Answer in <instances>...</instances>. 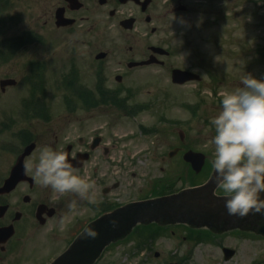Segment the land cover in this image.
I'll list each match as a JSON object with an SVG mask.
<instances>
[{"label":"flooded vegetation","instance_id":"1","mask_svg":"<svg viewBox=\"0 0 264 264\" xmlns=\"http://www.w3.org/2000/svg\"><path fill=\"white\" fill-rule=\"evenodd\" d=\"M43 1L49 2L46 19L43 21L44 28H46L41 33L43 35L39 33L38 29L32 28L28 29L21 37L22 41L26 42L5 44L2 41L0 43V63H5L4 65L17 61L15 57L18 56V51L23 47H28L31 44L44 47L43 58L39 56L40 54L35 53L32 58L22 61V68L19 70L20 75L13 77L5 74L0 77V82L6 79L11 80L10 83L4 84L3 88L0 86V97L12 90H22L17 98L15 96L8 98L5 101L6 106L0 107V189L3 188L5 180L11 175L14 168H16L17 176H20L19 182L12 189L0 190V231L6 229L7 232H13L4 246L5 250L0 244V260L4 254L14 251L10 248L15 249L18 245L27 243L42 230L46 231L44 233L46 239L53 242L60 240V243L63 244L62 248H64L86 223L97 218L100 214L131 201L161 196L163 189L168 187L169 189L173 187L174 191L179 189H175L178 176L170 180L154 175L148 184L149 187L145 185L134 188L137 191L136 197H128L127 200L122 201L123 197L129 195L124 190L125 195L122 198H115L113 192L120 187L121 182L113 181L111 174L118 171L119 168L111 171L107 163L116 154L117 144L115 143L117 142L111 124L106 121L101 122L98 118L99 115H113L115 112L127 116L132 110L133 113H139L148 109L155 102L152 98L145 101L150 105L136 104V108L131 109L130 89H126L128 88L126 85L127 72L149 68L150 66L160 68L164 66L162 61H159L160 64L156 62L151 65H138L155 54L151 48L159 47V45H146L145 47L149 52L148 57L143 58L146 56L143 54L136 59L130 57L125 59L119 56L115 58L111 48L106 47L105 50L99 48V22L97 21L99 8L106 9L108 18H115L120 15L117 24L122 31H135L137 24L143 22L149 26L150 35H153L158 31V28L153 26L154 12L157 10L156 0H129L124 3L119 0ZM175 3L178 6L168 10L167 14L174 12V10H186L180 1L167 4L169 6ZM127 4H132L134 9L127 14L121 13L119 7ZM76 6L79 8L75 9ZM127 19L133 20L132 23H126L132 26L129 30L121 26V22ZM57 39L58 42H54ZM7 45H9L8 48ZM128 50L132 51V47L130 46ZM156 57L158 59L164 58L162 55H156ZM114 63L119 64L117 69L113 67ZM115 69L118 72L113 74ZM172 69H170V73ZM188 70L194 72L191 69ZM205 72L203 76L198 77L197 81L187 83L193 87L197 86L198 91L196 93L198 101L191 103L192 99H190L191 102L187 105L190 112L194 113V111L198 112L209 108L207 99L209 97L203 96L208 95L205 92L206 88L209 89L211 95H221L217 90L223 87L225 82L222 79L224 77L222 78L220 75L214 77L213 71L210 69ZM51 88L53 91H50ZM158 94L159 97H156L158 99H169L168 93L158 91ZM55 95L62 99L61 104L63 106L60 109L70 116L74 115V118H51V113L57 110L50 106V98ZM221 100L222 97L216 96L214 107H217L218 104L220 107ZM214 107L209 110L214 109ZM72 119L75 126L64 129L65 124L61 120L71 121ZM159 119L162 121V117ZM159 131L157 124L149 129L150 134ZM178 141L179 145H174L169 151L175 152L177 149V153L168 152L167 157L155 153L152 160L161 164L167 159L169 167L172 161L174 167L181 168L178 173L179 179H181L183 176H188L184 169L192 171L191 165L184 158V153L195 150L185 148L184 138L180 140L178 137ZM31 145L33 148L28 151L27 147ZM45 145L54 150L63 149L69 154V160L78 170V174L91 176L92 180L95 181V186L90 192V197L94 198L97 203L81 200L74 193L59 195L51 188L41 187L36 182L33 172L28 170L25 165L31 161H37L39 151ZM127 154L123 157V163L127 161ZM73 155L75 159L72 158ZM204 155V165L199 173L207 170V176L186 186L199 185L208 179L213 169L214 157L208 159L207 155ZM124 168L125 164L122 169ZM154 170V173L157 172L156 168ZM158 170L162 172L163 167L159 165ZM144 172L149 175L150 169L144 168ZM143 187H148V190H141ZM216 194L224 195L219 187L216 189ZM74 199L78 203L75 214L68 209V204ZM62 219L63 224H61ZM151 226L157 231L155 237L159 236L158 232L163 230L171 238L175 239L181 236L183 243L188 246L204 244L202 236L211 238L220 236L205 229H190L183 224L164 227L150 224L146 227ZM142 227L144 226H139V230ZM231 232L250 233L237 230L226 233ZM250 234L264 240L259 235L252 232ZM199 240L201 241L199 242ZM195 241L196 244H194ZM224 247L227 246H221V253ZM186 251L190 255L189 249ZM175 253L176 251L169 253L168 264H182L181 258L173 259ZM158 255L159 253L155 252V256ZM234 256L235 250L232 258ZM256 259L258 258L256 257ZM261 262L264 263V258Z\"/></svg>","mask_w":264,"mask_h":264},{"label":"rangeland","instance_id":"2","mask_svg":"<svg viewBox=\"0 0 264 264\" xmlns=\"http://www.w3.org/2000/svg\"><path fill=\"white\" fill-rule=\"evenodd\" d=\"M0 1L8 2L4 5L6 8L0 21V43L4 41L5 44H10L14 38H17L14 42L18 43L28 29H38L40 34L46 29L43 21L46 19L49 2L43 0ZM173 1H180L186 10H174L167 14L168 10L175 9L178 5L175 3L168 6L169 0H156L157 10L154 12L153 26L158 28V31L153 35H150L149 26L143 22L137 24L135 31H122L117 24L120 15L108 18L106 9L99 8L98 46L104 50L106 47L111 48L115 58L119 56L125 59L129 57L136 59L143 54L146 55L143 58H147L149 52L145 46L149 44L159 45L170 52L168 57L159 58L164 61L163 68L150 66L127 72L128 88L126 89H130L131 109L136 108V104L150 105L145 101L152 98L155 102L149 106L151 109L148 108L139 113H133L132 110L127 116L116 112L113 115L98 116L101 122L106 121L111 124L116 138V154L114 158L109 159L107 165L110 166L111 171L119 168L111 176L113 181L121 182L120 187L113 192L115 198H122L125 195L124 190L129 193L121 199L122 201L127 200L128 197H136L137 191L134 188L145 185L149 187L148 184L154 175L170 180L178 176L175 189L204 179L207 176V170L201 172L198 177H193L189 169H184L188 176L179 179L178 173L181 168L174 167L172 161L169 167L167 159L161 164L155 163L152 156L155 153L166 156L174 145H179L177 130L180 129L184 132L185 148L201 151L207 155L208 159L214 157L215 146L209 141L215 135L211 121L221 109L219 104L214 107L216 96L222 97V91L242 87L241 79L244 74L250 73L254 78L264 80V0H170V2ZM119 9L121 13L127 14L132 12L134 6L127 4ZM172 16L175 19H172ZM54 42L57 43L58 39ZM130 46L132 51L128 50ZM43 48V46L32 44L21 48L18 56L15 57L17 61L8 65L0 63V77L5 74L13 77L20 75L22 61L32 58L35 53L43 58ZM118 65L114 63L113 67L117 69ZM175 67L191 69L202 76L206 70L210 69L214 77L216 75L224 77L223 87L217 90L221 95H211L206 88L205 92L208 95L203 96L209 97L207 98L209 108L194 111V113L188 111L187 106L183 104L188 105L191 102L190 99H192L191 103L198 101L197 86L173 85L170 82V69ZM116 69L113 74L118 72ZM47 77L49 78L48 74ZM204 83H206L205 80ZM21 91L12 90L0 97V107L6 106L5 101L8 98L12 96L17 98ZM50 91H53V88ZM158 91L168 93L169 99L156 98L159 97ZM50 99V106L57 109L51 113V118H74V115L70 116L60 109L63 106L60 96L55 95ZM211 107L214 109L209 110ZM61 122L65 124L64 129L75 126L73 119L61 120ZM156 124L160 131L150 134V127ZM126 154L127 161L123 163V157ZM124 164L125 168L122 169ZM159 165L163 167L162 172L158 170ZM144 168L150 169L149 175L145 174ZM154 168L157 170L155 173ZM186 179L188 182L185 181ZM148 187H143L141 190L147 191ZM171 191H174L173 187L163 189V193ZM45 232L42 230L41 235L38 233L27 243L20 244L15 249L10 248L14 251L4 254L0 264L48 262L59 253L63 244L60 240L53 242L46 239ZM156 233L153 226L141 228L130 238L106 249L96 264H168L169 253L172 251H176L173 259L181 258L182 264H264L261 262L264 258V240L251 234L231 232L215 238L202 236L204 244L197 245L195 241L194 244L197 246H188L183 243L181 236L174 239L161 230L160 233L158 232L159 236L155 237ZM221 246L234 249V258L224 262ZM188 249L190 255L187 254ZM155 252L159 253L157 257Z\"/></svg>","mask_w":264,"mask_h":264},{"label":"clouds","instance_id":"3","mask_svg":"<svg viewBox=\"0 0 264 264\" xmlns=\"http://www.w3.org/2000/svg\"><path fill=\"white\" fill-rule=\"evenodd\" d=\"M241 84L242 87L223 93L221 109L211 121L215 135L209 141L215 146L214 182L226 198L227 213L238 217L250 212L264 215V199L261 198L264 192V80L248 73L244 74ZM25 167L33 172L41 187L51 188L59 195L74 193L81 200L97 203L90 197L95 181L90 175L78 174L63 149L54 150L45 145L39 151L38 160ZM77 207L75 199L68 204L73 214ZM110 223L115 224V221ZM96 235L90 227L84 231L86 237Z\"/></svg>","mask_w":264,"mask_h":264},{"label":"water","instance_id":"4","mask_svg":"<svg viewBox=\"0 0 264 264\" xmlns=\"http://www.w3.org/2000/svg\"><path fill=\"white\" fill-rule=\"evenodd\" d=\"M126 2L128 0H120ZM75 8H79L76 6ZM59 20V18H58ZM133 20H126L121 23L124 28L130 29ZM155 52L165 53L157 48ZM153 61L143 62L149 64ZM193 75L187 71L174 70L172 79L174 83L182 84ZM32 146L28 148L30 150ZM189 162L195 171H199L203 157L199 153H190ZM15 172L6 180L5 186L13 187L18 179ZM215 172L213 171L209 181L202 186L183 189L177 193L158 198L131 202L113 210L111 213L102 215L97 220L89 223L86 228L96 231L95 238L84 236L85 229L74 239L68 249L59 255L51 264H93L100 256L106 246L118 240L124 239L131 233L137 224L147 225L156 223L167 225L175 223H185L190 227H207L211 231L221 233L228 229L240 228L242 230H252L255 233L264 235V221L250 219V212L247 216H230L227 213L225 197H217L214 190L217 184L214 182ZM264 199V192L261 193ZM115 221V224L110 223ZM11 234L4 236V240ZM2 240V241H4ZM233 251L224 249V257L228 259Z\"/></svg>","mask_w":264,"mask_h":264},{"label":"trees","instance_id":"5","mask_svg":"<svg viewBox=\"0 0 264 264\" xmlns=\"http://www.w3.org/2000/svg\"><path fill=\"white\" fill-rule=\"evenodd\" d=\"M4 5H6V2H4V3L2 4L3 7H4ZM0 11H2L1 8H0ZM0 13H2V12H0ZM0 16H1V14H0ZM0 19H1V17H0Z\"/></svg>","mask_w":264,"mask_h":264}]
</instances>
